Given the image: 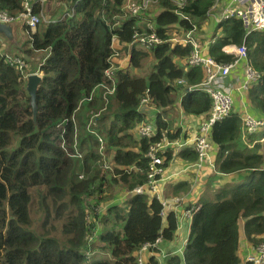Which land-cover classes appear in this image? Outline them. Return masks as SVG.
Here are the masks:
<instances>
[{"label": "trees", "instance_id": "trees-1", "mask_svg": "<svg viewBox=\"0 0 264 264\" xmlns=\"http://www.w3.org/2000/svg\"><path fill=\"white\" fill-rule=\"evenodd\" d=\"M65 1L67 11L73 8L72 16L42 23L35 31L21 25L28 33L19 52L40 62L35 118L23 73L0 55V264H138L136 252L141 245L160 238L158 248L153 249L159 251L162 242L173 239L177 230L174 210L162 218L161 202L146 189L126 196L121 206L116 205L118 200L115 205L110 202L119 192L125 194L146 183L145 154L162 132L170 141L182 143L178 140L181 129L171 127L170 116L176 109L186 116L208 115L211 99L207 94L193 90L185 96L188 87L202 82L204 70L187 65L192 45L173 43L172 31L185 35L200 30L216 0H187L180 8L170 0H157L142 16L123 12L125 0ZM23 8V0H0V11L10 15L16 16ZM31 11L38 14L40 4L32 5ZM148 24L161 42L140 50L133 36L148 34ZM245 31L238 18L221 21L213 32L216 40L208 46V55L217 63H230L234 56L222 48L244 45L247 62L263 72L264 30ZM113 37L120 47L119 56L127 57V67L117 68L114 89L103 97L100 86L111 87L104 71L110 65ZM15 43L12 45L17 48ZM145 66V76L137 74ZM179 79L184 84H177ZM247 99L251 113L264 119V74L250 86ZM80 100H86L87 122L83 126L77 119V143L71 119ZM146 106L155 111L156 134L152 138L140 137L135 131L141 122L146 123ZM92 117L97 121L96 134L86 130ZM241 117L242 111L233 105L209 133L211 150H216L215 174H235L241 181L235 186L223 182L212 196L187 204V208L199 207L190 219L182 258L170 255L167 264H241V234L253 247L264 241V128L241 141ZM100 139L112 171L103 170ZM77 144L80 157L72 150ZM173 148L169 147L164 157L165 168L175 157L187 163L196 161L191 147L176 156ZM110 188L116 189L114 194ZM191 189L184 183L173 193L178 196ZM32 192L44 211L43 234L31 227ZM48 194L52 206L46 202ZM54 212L65 213L59 234L46 229ZM89 217L98 222L89 223ZM97 223L102 231L92 240L99 245L92 247L85 237ZM87 249L100 254L89 260L83 253ZM143 264L158 262L150 256Z\"/></svg>", "mask_w": 264, "mask_h": 264}, {"label": "built area", "instance_id": "built-area-1", "mask_svg": "<svg viewBox=\"0 0 264 264\" xmlns=\"http://www.w3.org/2000/svg\"><path fill=\"white\" fill-rule=\"evenodd\" d=\"M156 1L157 0H125L122 5V10L126 14L142 16L144 12L149 9L150 5L154 4ZM170 1L173 2L177 8H180L187 0ZM217 1L218 0H216L215 4L205 15L207 18H211L214 21L215 26H217L223 20L234 17L242 21L246 30L245 34H249L253 30H264V0H229L225 6L220 8L217 6ZM23 7V11L16 16L10 15L6 11H0V22L12 24L19 21L23 23L27 29L34 31L37 28L36 26H38L41 22V19L46 21L40 14L32 13L30 0H23ZM72 15L73 8L68 11L66 16L70 17ZM46 22L51 23L52 21L49 19ZM148 28L151 30L148 34L136 33L133 36V43H135L134 45L136 48L140 50L151 49L156 44L161 42V39L155 34L154 29L150 24H148ZM194 32L195 31H189L183 37L172 39L173 43L182 45L190 43L192 45V50L186 58V63L188 66H200L205 73V77L202 82L200 84L188 87L186 89V93H190L193 90H199L207 94L211 99L210 111L205 117L206 119L199 122L196 135L192 141V149L196 154V161L185 168V170L192 171L191 174H193L194 178L193 186L199 181L201 175L199 174V171L206 159H208V151H211V141L209 135L211 126L215 122L220 121L229 115L234 105L233 90L225 85V79L240 67V77H238V75L235 76L236 78H240V83L235 90L241 92L247 91L250 86L256 83L264 74V71L261 72L255 70L247 62V52L244 45L233 46V49L230 51V53L234 56L232 62L226 64L217 63L205 52V49L201 48L197 38H195ZM215 40V36H210L206 46L212 44ZM115 41V37H113L111 43L112 54L109 58L110 65L104 71V76L111 82V87H108L106 84H102L100 86L102 89H104L102 94L103 97L106 93L109 94L112 89H114L115 82L113 78L118 67L113 63V59L118 58L119 56V48L114 46ZM223 50L224 47L222 48V51ZM4 58L10 66L21 69L25 65L20 59L11 57L7 54H4ZM177 84L182 85L184 84V81L179 79L177 80ZM89 99H91V97L87 100ZM142 103H146V100L142 99ZM96 125L97 121L94 117H92L86 126V130L96 134V131L94 130ZM262 127H264V120L257 118L248 111L244 110L242 111L241 117V131L238 136L239 138L243 139L246 135H253L257 133V131ZM135 131L138 136L146 138H152L156 134L155 129L147 125L145 122H141L135 128ZM99 142L100 146L98 151L99 155L103 159V170L112 171V165L109 161H106L107 156L103 151L104 140L100 139ZM175 145L182 146V143L170 141V139H168L166 136V132H162L160 138L156 142L150 144L145 154V156L148 158V173L146 183L142 186L134 188L131 191H126L125 195L118 199V201L122 202L126 196L133 193L141 194L146 189L150 195L155 196V198L161 202L163 206V209L161 210V217L164 216L166 208L169 206V204L172 203V205L176 206L178 203H180L182 198L174 197L170 200H166L160 193V186L167 177L165 176L166 169L163 166L164 157L168 148L174 147L173 149H175ZM77 153L78 152L76 151L75 154L80 157L81 155ZM211 168L214 169L213 163H211ZM110 205L115 204L114 202H110ZM198 207V205H195L184 210V216L191 218L193 212L196 211ZM173 210H175V208H173ZM99 211L101 212L102 209L99 208ZM98 231L99 224L97 223V225L91 228L92 236L90 237V241L97 235ZM160 242L161 239L157 238L153 243L141 245V247L136 252L137 263L143 264L144 256L146 254L155 258L160 250L153 251V249H157ZM244 263L264 264V241L258 244L254 250L247 252L244 257Z\"/></svg>", "mask_w": 264, "mask_h": 264}, {"label": "crops", "instance_id": "crops-1", "mask_svg": "<svg viewBox=\"0 0 264 264\" xmlns=\"http://www.w3.org/2000/svg\"><path fill=\"white\" fill-rule=\"evenodd\" d=\"M229 0H218L217 1V6L223 7L226 5V3ZM65 0H30V5L39 3L40 4V11L38 14L43 16L44 14L48 18L52 19H57L61 17H65L66 14L68 13L67 7L65 6ZM44 15V16H45ZM49 20V19H48ZM56 22V21H55ZM23 23L17 21V26L14 28V24L12 25L13 28V35L15 37V42L19 41L21 37H25L27 35V31L21 29V25ZM217 26L214 25V21L211 18H207L204 20V23L201 25L200 30L194 32L195 38H197L201 48L205 49V52L208 54V46H206V43L210 36H213V32ZM176 30L172 31L173 35H176ZM181 35L180 33H177ZM182 37L184 35H181ZM1 40V39H0ZM11 46V45H9ZM114 46L117 48H120L116 41L114 42ZM234 45H227L224 47V52L231 54L230 51L233 49ZM12 47V46H11ZM9 47V48H11ZM15 48V46H14ZM122 54V53H121ZM120 55V53H119ZM232 55V54H231ZM121 56V55H120ZM118 56V58L113 59V63L119 68H125L127 67V64L125 67L124 63L127 61V57L123 58ZM240 67L235 70V72L231 73L224 81L225 85L229 87L230 89L233 90V96H234V105L236 106V109H240L241 111H248L251 113L249 104H248V99H247V91H241L238 92L235 89L238 87L240 83V78H236L235 76L238 75L240 77ZM144 111H152L155 113V111L151 108L146 106L144 108ZM175 113L177 114V117L181 119V122H186L188 125V130H185L183 128V125L181 124H173L171 125L172 130H175L176 128H182L179 136L180 140L182 142V147L178 148L177 150L173 151L174 156L178 154L181 150L191 147L192 148V141L196 135L197 132V127H198V121L200 117H194L191 115L186 116L180 109H176ZM254 115L253 113H251ZM255 116V115H254ZM193 121H196V125L193 126ZM177 125V126H176ZM184 134H186L187 138L182 139ZM137 135V134H136ZM247 135L244 136L243 139L239 138L241 141H246ZM264 140V137L261 138V141ZM179 142V141H178ZM250 147L252 143L248 144ZM215 155H216V150L212 149L210 151V159L212 163H214L215 160ZM192 163V162H191ZM191 163H187L185 161H182L179 157L173 158L166 166V173L165 176H167L164 181L162 182L160 186V193L166 200H170L172 197H179L182 198V201L178 203L176 206L169 204V206L166 208V211L164 213L165 217L166 213L169 212V210H175L173 211L176 215L177 218V230L175 231L174 237L170 242H162L160 245V252L155 256V260L158 262V264H167L166 259L168 255H173V256H180L182 258L183 254V249L184 246L187 242V238L189 235V225H190V219L184 216V210L188 209L187 204L188 203H196L197 200L202 197V196H212V194L219 189L221 184L223 182H229L230 186H235L237 185L241 180L236 179L235 174L231 175H221L219 176L218 174H215V170L210 167H205V173L210 174L212 171V175H209L207 179L201 175V179L198 181L196 185L192 187L190 192L186 194L185 193H180L178 196H174V190L179 188L182 184L187 183L189 185V189L191 188V180H192V174L191 170H185V168L190 165ZM221 177V178H220ZM210 187V188H209ZM214 187H216L214 189ZM116 190V189H115ZM118 191V189H117ZM116 191V192H117ZM115 192V191H114ZM113 192V194H114ZM124 191L119 192L118 196L114 197L111 199V202H114V204L117 203V200L122 198L124 196ZM124 201V200H123ZM122 201V202H123ZM122 202L117 203L116 205H123ZM248 241V240H247ZM241 234V240H240V245H239V251L238 253L240 254L241 257V264H243V260L247 252H249L253 246L251 247L250 243L247 242ZM150 256L146 254L144 256V262L149 258Z\"/></svg>", "mask_w": 264, "mask_h": 264}, {"label": "rangeland", "instance_id": "rangeland-1", "mask_svg": "<svg viewBox=\"0 0 264 264\" xmlns=\"http://www.w3.org/2000/svg\"><path fill=\"white\" fill-rule=\"evenodd\" d=\"M45 15V14H44ZM43 15V17H44V19L47 21L48 19H50V18H48L46 15L44 16ZM52 22L53 21H57V19H50ZM46 21H41L40 23H39V25L38 26H36V27H41L43 24H49V23H47ZM19 22V21H18ZM43 23V24H42ZM3 24H6V25H11V23H3ZM14 24V28H16V26H17V22H14L13 23ZM12 24V25H13ZM11 25V26H12ZM35 31V30H34ZM12 32H13V28H12ZM174 36V38H180V37H182L181 35H179V34H177L176 33V35H173ZM0 55H2V56H4V54H7V55H9V56H11V57H14V58H18V59H20L22 62H24V66H23V68H21V69H19L18 67H15V69H17V70H22V72H23V77L25 78V80H27V78H28V76L29 75H31V74H36V75H38V76H40L41 77V73L39 72V66H40V62H38L36 59L37 58H29L28 56H26V55H24L23 53H20L19 52V50H18V46L22 43V41H23V39L24 38H22L21 37V39H19V41H16V43L15 44H17V48H14L13 46L14 45H12V43L13 42H15V37H14V41L13 42H9L8 40H6L5 38H3L2 36H0ZM8 41V42H7ZM9 45H11V46H9ZM9 47H11V48H9ZM36 60V61H35ZM126 66V62L124 63V66L123 67H125ZM146 68V69H145ZM148 70H147V67L145 66L143 69H141L140 71H136L137 72V74H140V75H142V76H145V74H146V72H147ZM96 91H100L98 88L96 89ZM185 96L187 97L188 96V93H186L185 94ZM84 101H86V100H80L79 101V103H78V106H77V108H76V111H75V115L74 116H72V123H73V125L75 124V128L77 129L76 130V132H75V134H76V142L78 143V138H77V136H78V118H80V120H81V122H82V124H83V126H85L86 125V122H87V120H85L84 119ZM146 114H147V117H146V123H147V125H149L150 127H152V128H155V114H154V112H152V111H146ZM93 116V115H92ZM171 123H173V124H181V125H183V128L185 129V130H188V125L189 124H186V122L184 121V122H181V119L179 118V117H177V114L176 113H172L171 114ZM168 119V118H167ZM206 118H203V117H200L199 118V120H197L198 121V125H199V122L201 121V120H205ZM76 124H77V126H76ZM172 125V124H171ZM176 125V126H177ZM194 125H196V121H193V126ZM181 130H182V128H181ZM4 139H5V142H8L9 141V138L8 137H6V136H4ZM62 144H64V143H62ZM64 146H66L65 144H64ZM179 147H182L181 145L179 146V145H175V149L174 150H177V148H179ZM78 149V144L76 145V146H74L73 147V152H76V151H78L77 150ZM66 150V149H65ZM211 163H212V161H211V159H210V151H208V159H206V161L204 162V164H203V166H202V168L200 169V171H199V174H201L203 177H205V179H207L208 178V176L209 175H212V171L210 172V174H208V173H205V167H210L211 168ZM97 165H98V163H96ZM212 169V168H211ZM201 175H200V178H199V180L201 179ZM79 178H80V176H79ZM198 183V182H197ZM196 183V184H197ZM193 184H194V178H192V186H193ZM210 188V187H209ZM216 187H214V189H215ZM32 190H37V188H35V189H32ZM115 190L114 189H112V188H110V190H109V192L110 193H112V192H114ZM32 194H33V196H34V203H33V207H32V210H31V212H30V216H31V227H32V229L34 230V231H37V232H40L41 231V224H42V220H43V218H44V211H41L40 210V207L38 206V202H39V197L34 193V192H32ZM107 194V193H106ZM95 196L97 195L96 193L94 194ZM104 195H105V193H104ZM179 197H180V195H179ZM51 199H52V196H51V194H48L47 195V197H46V202L50 205V206H52V203H51ZM62 200H64V198L62 199ZM180 201H182V200H180ZM99 207H100V205H99ZM99 207H98V212H100L99 211ZM67 211V210H66ZM51 212V211H50ZM55 213V212H54ZM49 214V213H48ZM51 214V213H50ZM49 216V215H48ZM65 213H60V214H58V213H55V214H51V217H50V219H49V225H47V227H46V229L47 230H49L50 231V233H52V234H55V233H58L59 234V230H60V227H61V225H62V222L64 221V219H65ZM88 221H89V223L90 222H98V220H93V219H91L90 217L88 218ZM91 228H92V226L89 228L90 229V231L88 232V234L86 235V237H85V240H87V244L88 245H91L92 243L90 242V234H92V232H91ZM41 234H43L44 232L43 231H41L40 232ZM262 243V242H261ZM260 244V243H259ZM95 245H99V243H98V241L96 242V244ZM251 247H252V245H250ZM92 247H93V244H92ZM257 246H255V247H253L250 251H252V250H254L255 248H256ZM100 254V252L98 253V251L97 252H90V253H87L86 254V256L89 258V260L91 259V258H95V257H98V255ZM243 264H245L244 263V260H243Z\"/></svg>", "mask_w": 264, "mask_h": 264}, {"label": "water", "instance_id": "water-1", "mask_svg": "<svg viewBox=\"0 0 264 264\" xmlns=\"http://www.w3.org/2000/svg\"><path fill=\"white\" fill-rule=\"evenodd\" d=\"M0 35H2L9 42L14 41V35L12 32V26L0 23ZM41 80V77L36 74H31L26 80V92L30 97V105L33 110V118H35L36 108H35V98L37 86ZM187 92V90L185 91Z\"/></svg>", "mask_w": 264, "mask_h": 264}, {"label": "clouds", "instance_id": "clouds-1", "mask_svg": "<svg viewBox=\"0 0 264 264\" xmlns=\"http://www.w3.org/2000/svg\"><path fill=\"white\" fill-rule=\"evenodd\" d=\"M0 23H1V22H0ZM12 24H13V23H12ZM12 24H11V25H12ZM0 36H2V35H0ZM2 37H3V36H2ZM257 118H259V117H257ZM260 119L264 120L263 118H260ZM263 128H264V127L260 128V130L263 129ZM260 130H258L257 133H258ZM257 133H255V134H257ZM255 134H253V135H255ZM247 136H251V135H247ZM100 227H101V225L99 224V231H98V233H97L98 236H99V233H101V231H102V230L100 229ZM97 235H96L92 240H95V241H96V240H97V239H96V238H97ZM92 240H91L90 242H91L92 244H96V242L93 243ZM90 252H97V251L92 250V249H89V250L87 249L86 251H83L84 255H86L87 253H90ZM87 258H88V257H87Z\"/></svg>", "mask_w": 264, "mask_h": 264}, {"label": "bare ground", "instance_id": "bare-ground-1", "mask_svg": "<svg viewBox=\"0 0 264 264\" xmlns=\"http://www.w3.org/2000/svg\"><path fill=\"white\" fill-rule=\"evenodd\" d=\"M228 54V53H227Z\"/></svg>", "mask_w": 264, "mask_h": 264}]
</instances>
